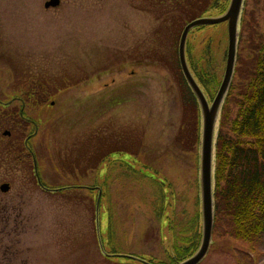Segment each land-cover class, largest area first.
I'll return each mask as SVG.
<instances>
[{
  "label": "rangeland",
  "instance_id": "rangeland-1",
  "mask_svg": "<svg viewBox=\"0 0 264 264\" xmlns=\"http://www.w3.org/2000/svg\"><path fill=\"white\" fill-rule=\"evenodd\" d=\"M46 1L0 0V186H9L0 191V264L189 259L202 237L200 146L182 135L194 129L193 117L184 125L193 98L178 64L123 58L135 35L151 29L137 22L133 0H61L45 9ZM199 1L198 15H220L213 0ZM243 10L236 58L247 60L253 45L244 24L256 46L264 0H244ZM183 26H174L172 41ZM155 37L164 46V35ZM227 43L225 23L193 28L187 38L193 63L219 84ZM232 81L224 135L237 113V73ZM197 127L200 137V117ZM32 155L42 186L62 191L38 186ZM199 264H264V236L252 245L235 240L221 219Z\"/></svg>",
  "mask_w": 264,
  "mask_h": 264
},
{
  "label": "trees",
  "instance_id": "trees-1",
  "mask_svg": "<svg viewBox=\"0 0 264 264\" xmlns=\"http://www.w3.org/2000/svg\"><path fill=\"white\" fill-rule=\"evenodd\" d=\"M226 3V0L222 2L213 0L209 7L222 14L226 10ZM206 4L208 5V2ZM192 10L190 8V20L204 16L198 15L196 9L197 13H191ZM241 23L242 18L239 27ZM244 29L248 30L246 40L248 45H253L251 51L253 54L252 57L249 54L250 58L247 60L236 58L233 78L235 73L240 78L234 104L237 113L234 121L228 126L227 135L223 134L227 115L225 101L233 81L220 109L214 147L213 203L214 226L221 219H225L230 237L252 245L264 236V37L258 38L260 43L257 42L255 46L257 36L252 35L247 23L244 24ZM240 35L241 30L238 43ZM190 47L187 51L188 68L205 96L212 98L214 87L219 88L220 84L214 77L196 67L198 62L193 63V59L190 58ZM239 61L240 66L237 67ZM245 62L247 66L244 68ZM180 74L183 84L193 98L191 105H185L184 125L190 124L191 117L194 118L192 123L194 129L190 126L182 135L187 134L189 144L195 146L200 142L198 133L196 135L200 110L181 72ZM181 148L186 150L187 146L183 145ZM191 249H195L194 245Z\"/></svg>",
  "mask_w": 264,
  "mask_h": 264
},
{
  "label": "water",
  "instance_id": "water-1",
  "mask_svg": "<svg viewBox=\"0 0 264 264\" xmlns=\"http://www.w3.org/2000/svg\"><path fill=\"white\" fill-rule=\"evenodd\" d=\"M59 3V0H49L44 4V8L57 7ZM243 3L244 0H230L227 10L221 16L200 17L191 21L184 27L179 40L178 52L180 68L190 91L198 103L201 115L199 190L202 220V237L198 251L192 257L179 264H199L206 256L212 239L214 226L213 163L216 125L220 109L234 75L239 37L238 26L240 15L243 11ZM221 23H226L227 26L228 43L226 64L220 86L212 102L209 103L187 66L185 59V44L187 36L193 28L218 25ZM4 135H9V132H5ZM33 163L35 176L38 179L37 167L34 159ZM8 189V184L0 186V191L2 192H7Z\"/></svg>",
  "mask_w": 264,
  "mask_h": 264
},
{
  "label": "flooded vegetation",
  "instance_id": "flooded-vegetation-1",
  "mask_svg": "<svg viewBox=\"0 0 264 264\" xmlns=\"http://www.w3.org/2000/svg\"><path fill=\"white\" fill-rule=\"evenodd\" d=\"M48 1L49 0H47L46 2ZM59 1L61 3V0ZM60 3L58 6H60ZM199 3L202 2L198 0L196 4L190 5V0H133V9L138 17L136 18L137 22L139 23L142 22V24L140 23V26L148 25V27H151V29H144L143 35L142 33L140 34V36L139 34L135 35L134 45L132 46L130 53L127 56H124L123 58L124 59L131 58L137 64H141L143 62H148V63L162 62L167 64L174 63V64H178L180 68L178 47H179V40L181 34L179 35V40L176 43L177 35L174 41H172L173 33L171 31L173 30L174 26L177 23L184 24L183 26L184 29V27L188 23L197 19L195 18L193 20H190V8L192 9L195 8L198 11L197 7ZM170 4L173 5L172 8H170ZM49 8H55V7H49ZM49 8H45V9H49ZM174 10L176 11V14L172 17L170 16V13L171 11L173 12ZM197 11L194 13H197ZM142 13L149 14V19L143 16ZM191 13L193 12L191 11ZM152 18L154 21H157V26H155L152 20H150ZM164 21H168L169 23L168 26H166L167 24L163 23ZM147 22L148 23L152 22V25L147 24ZM165 27H168V29H166ZM158 34H162L166 38L165 43H163L164 46L156 47L154 40L156 38L155 36H157ZM164 48H166L167 52L163 51ZM157 49L159 50L157 51ZM185 59L187 61V40L185 44ZM134 73L135 72L133 71V74ZM31 124H33V122ZM67 189H71V188H67Z\"/></svg>",
  "mask_w": 264,
  "mask_h": 264
}]
</instances>
